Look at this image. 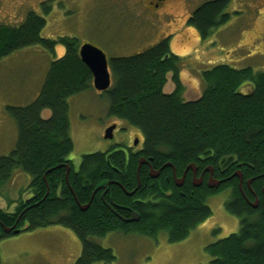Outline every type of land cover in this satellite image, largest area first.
<instances>
[{"label": "trees", "instance_id": "trees-1", "mask_svg": "<svg viewBox=\"0 0 264 264\" xmlns=\"http://www.w3.org/2000/svg\"><path fill=\"white\" fill-rule=\"evenodd\" d=\"M231 2H207L191 16L189 24L202 40L231 20L226 13ZM43 9L50 13L47 4ZM46 26L35 13L20 27L0 26V61L31 47L54 56L58 47L64 49V56L51 62L39 97L27 107L8 108L18 140L11 154L0 158V190L22 172L32 178L33 196L13 214L0 210V241L14 236L3 226L13 227L19 219L18 228L29 232L61 226L82 244L75 264H111L116 256L99 240L114 233L150 239L164 234L170 244L183 242L212 217L208 200L230 191L226 209L239 218L240 230L207 247L211 264H264V72L217 66L202 74L203 96L186 101L182 60L172 53L170 38L141 54L110 60L109 114L138 129L143 148L129 155L116 148L85 155L75 172L69 161L75 149L69 100L94 89V78L81 60L80 42L44 39ZM170 74L175 90L167 94ZM45 111L50 118L43 117ZM190 165L200 175L213 168L214 179L226 182L211 189L207 174L196 187ZM184 175L185 184L177 185L175 178ZM134 213L139 220L131 222Z\"/></svg>", "mask_w": 264, "mask_h": 264}, {"label": "rangeland", "instance_id": "rangeland-1", "mask_svg": "<svg viewBox=\"0 0 264 264\" xmlns=\"http://www.w3.org/2000/svg\"><path fill=\"white\" fill-rule=\"evenodd\" d=\"M210 1L214 0H171L154 10L150 0H0V26L20 27L35 13L47 20L42 38L58 41L70 37L80 45L92 44L108 61L141 54L170 38L172 53L182 60L184 99L192 101L205 91L202 74L217 66L264 72V0H232L226 10L231 20L202 40L189 19ZM43 4L50 9L48 15ZM56 55L31 47L0 61V158L9 156L18 140L8 108L27 107L39 97L51 62L64 56V49L58 47ZM174 90L170 74L165 93ZM69 105L75 146L69 161L76 172L85 155L113 148L129 152L137 141L139 149L143 148L144 138L138 129L110 116L105 92L88 90L70 98ZM43 117L50 118L51 112L45 111ZM113 126V139L108 140L106 132ZM31 180L17 172L0 190V210L13 214L21 201L31 199ZM230 195L226 191L210 198L212 217L183 242L170 244L164 234L150 239L114 233L98 243L113 251L116 261L111 264H211L207 247L240 230L239 218L226 209ZM25 230L0 241V264H75L82 254V244L70 229L51 226Z\"/></svg>", "mask_w": 264, "mask_h": 264}, {"label": "water", "instance_id": "water-1", "mask_svg": "<svg viewBox=\"0 0 264 264\" xmlns=\"http://www.w3.org/2000/svg\"><path fill=\"white\" fill-rule=\"evenodd\" d=\"M158 1L159 2H165L167 0H158ZM80 57H81L82 62L89 68V70L93 74L94 88L100 92H105V91L109 90L111 85H112V75H111V72L109 69V61L107 59L106 54L101 49L97 48L96 46H94L92 44H84L80 48ZM115 129H116L115 126L109 128L106 132L105 138L108 140L113 139V132ZM137 145H138V141L135 143V146H137ZM145 163H146L145 160L142 159L141 163H140V168ZM66 168H67L68 175H69L71 168L69 165H66ZM189 170H192L195 174L194 185L196 187H200L202 182H203V177L200 179H197L196 175H197L198 170H197L196 166L190 165L189 168L187 169V171H189ZM213 172H214L213 168H209V169H206V171L204 173H211L210 180H209V187L211 189H218L221 186V184L226 182V180L215 181L213 178ZM151 174L153 175L154 178H158L160 173L152 171ZM234 177H238L241 180V188H242V182H243L242 174L237 173L234 175ZM181 181L183 182L184 179H182ZM177 185L181 186L179 183ZM250 185H251V181L249 182V186ZM48 196H49V192L47 193L46 198H48ZM258 204H259L258 199H256V203L254 206L257 207ZM138 220H139V215L137 213H134L133 219L131 220V222H136ZM19 221H20V219L11 228L3 226L5 233L15 234V235L20 234V231L17 230L18 225H19Z\"/></svg>", "mask_w": 264, "mask_h": 264}, {"label": "flooded vegetation", "instance_id": "flooded-vegetation-1", "mask_svg": "<svg viewBox=\"0 0 264 264\" xmlns=\"http://www.w3.org/2000/svg\"><path fill=\"white\" fill-rule=\"evenodd\" d=\"M169 1H171V0H167V1H165V2H159L158 0H150V6L154 9V10H159L161 7H163L167 2H169ZM173 1V0H172ZM130 150V149H129ZM141 149H139V146L138 147H135V148H132L131 150H130V152H133V153H136V152H139ZM127 155H129V152H127ZM71 162V161H70ZM72 163V162H71ZM198 170V169H197ZM75 171V170H74ZM153 170H151L150 171V174H151V172H152ZM76 172V171H75ZM193 174V173H192ZM207 174H209L210 176H211V173H203L202 175H200V173H199V170H198V172H197V175H196V177H197V179H200V178H202L203 177V182H202V184H201V186L204 184V182H205V177H206V175ZM200 175V176H199ZM177 175L175 174V177H176ZM178 178V177H177ZM194 178H195V174H193V184H194ZM213 178H214V172H213ZM182 179H184V181L182 182L181 180ZM185 180H186V177H185V175H184V177L183 178H181V179H176L175 178V182H176V184H180L181 186L182 185H184L185 184ZM215 180H217V179H215ZM217 181H219V180H217ZM178 182V183H177ZM102 199L104 200V196H102Z\"/></svg>", "mask_w": 264, "mask_h": 264}, {"label": "bare ground", "instance_id": "bare-ground-1", "mask_svg": "<svg viewBox=\"0 0 264 264\" xmlns=\"http://www.w3.org/2000/svg\"><path fill=\"white\" fill-rule=\"evenodd\" d=\"M215 180V179H214ZM215 181H217V180H215ZM241 181V180H240Z\"/></svg>", "mask_w": 264, "mask_h": 264}]
</instances>
